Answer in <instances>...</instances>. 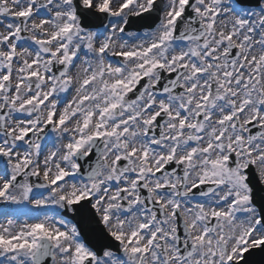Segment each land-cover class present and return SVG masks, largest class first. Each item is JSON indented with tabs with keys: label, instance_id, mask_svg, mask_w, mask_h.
Returning <instances> with one entry per match:
<instances>
[{
	"label": "snow or ice",
	"instance_id": "1",
	"mask_svg": "<svg viewBox=\"0 0 264 264\" xmlns=\"http://www.w3.org/2000/svg\"><path fill=\"white\" fill-rule=\"evenodd\" d=\"M0 205V264H264V0H0Z\"/></svg>",
	"mask_w": 264,
	"mask_h": 264
},
{
	"label": "water",
	"instance_id": "2",
	"mask_svg": "<svg viewBox=\"0 0 264 264\" xmlns=\"http://www.w3.org/2000/svg\"><path fill=\"white\" fill-rule=\"evenodd\" d=\"M139 22H144V21H139ZM151 22H152V24L149 25V26H154L155 23L158 22V21L156 20V14H155V17L152 16V17L150 18V20L145 21V25H146V23H151Z\"/></svg>",
	"mask_w": 264,
	"mask_h": 264
},
{
	"label": "rangeland",
	"instance_id": "3",
	"mask_svg": "<svg viewBox=\"0 0 264 264\" xmlns=\"http://www.w3.org/2000/svg\"><path fill=\"white\" fill-rule=\"evenodd\" d=\"M141 33H142V32H141ZM49 147H51V144H49ZM33 211H39V210H33ZM18 219H19L20 221H23V220L25 219V217L22 216V215H20V216L18 217ZM2 220H3V218L0 219V221H2Z\"/></svg>",
	"mask_w": 264,
	"mask_h": 264
}]
</instances>
